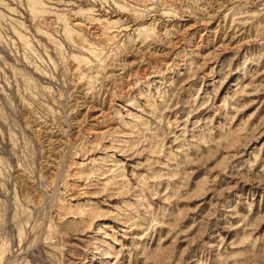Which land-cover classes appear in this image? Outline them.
<instances>
[{"label": "rangeland", "instance_id": "374dc122", "mask_svg": "<svg viewBox=\"0 0 264 264\" xmlns=\"http://www.w3.org/2000/svg\"><path fill=\"white\" fill-rule=\"evenodd\" d=\"M0 264H264V0H0Z\"/></svg>", "mask_w": 264, "mask_h": 264}]
</instances>
